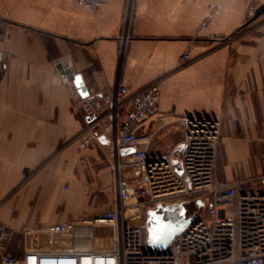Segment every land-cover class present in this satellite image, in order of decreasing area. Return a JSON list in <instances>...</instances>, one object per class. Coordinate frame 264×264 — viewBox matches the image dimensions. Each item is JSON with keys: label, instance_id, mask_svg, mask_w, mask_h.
Masks as SVG:
<instances>
[{"label": "crops", "instance_id": "0c3cea01", "mask_svg": "<svg viewBox=\"0 0 264 264\" xmlns=\"http://www.w3.org/2000/svg\"><path fill=\"white\" fill-rule=\"evenodd\" d=\"M263 2L109 0L91 12L75 0H0V221L15 234L114 204L112 167L129 157L118 152L115 122L89 123L72 87L58 82L60 59L71 62L90 96L159 82L160 114L171 122L154 136L150 158L181 160L180 119L208 117L222 123L219 178L263 175L264 15L241 31L248 9ZM194 38L191 61L180 66ZM154 124L144 121L141 134ZM84 134H94L90 144ZM121 175L138 188L134 173Z\"/></svg>", "mask_w": 264, "mask_h": 264}, {"label": "built area", "instance_id": "2783aa9c", "mask_svg": "<svg viewBox=\"0 0 264 264\" xmlns=\"http://www.w3.org/2000/svg\"><path fill=\"white\" fill-rule=\"evenodd\" d=\"M108 1L75 0L91 12L100 11ZM216 10L213 6L212 12ZM210 20L211 15L200 31ZM256 26L255 9L249 8L243 27ZM195 44V38L188 41L180 66L191 61ZM55 65L58 82L72 87L71 95L85 116L105 110L104 117L115 122L118 152L127 148L135 152L127 161L117 158L113 164L116 197L110 209L77 221L24 230L21 256L11 251L14 231L0 221V264H264V174L234 182L219 178L220 120L180 119L184 128L181 160L176 161L172 153L150 158L154 136L171 122L160 114L159 82L136 92L120 85L113 93L81 98L73 88L77 73L71 62L60 59ZM150 118H155L154 130L142 135L141 126ZM83 136L84 144L94 138V134ZM125 170L134 173L137 189L121 175ZM186 199L201 208L198 218L165 247L146 245L144 210Z\"/></svg>", "mask_w": 264, "mask_h": 264}, {"label": "rangeland", "instance_id": "374dc122", "mask_svg": "<svg viewBox=\"0 0 264 264\" xmlns=\"http://www.w3.org/2000/svg\"><path fill=\"white\" fill-rule=\"evenodd\" d=\"M111 207L112 205L105 210H108ZM200 210L201 208H198V206L194 202H192L191 200H187V199L181 200V201L164 202V203H160L157 205L147 207L144 210V217L142 218L147 226L146 237H145L146 245H148L152 249H161L165 247L166 245L164 243L160 244V243L155 242L156 239L152 237L151 231L148 226L150 211L153 212L154 218L159 225L166 226L167 228H171V227H176L178 225H183L185 223L189 224L190 221H195L199 216ZM43 226H46V225L41 224L36 227H43ZM184 230L185 229H182L180 234L173 236L171 240H176L180 238ZM10 247H11L12 253L16 250V248H19V249L23 248L22 230L15 233L14 237L11 240Z\"/></svg>", "mask_w": 264, "mask_h": 264}, {"label": "water", "instance_id": "95a60500", "mask_svg": "<svg viewBox=\"0 0 264 264\" xmlns=\"http://www.w3.org/2000/svg\"><path fill=\"white\" fill-rule=\"evenodd\" d=\"M264 15V2L257 6L255 9V19L260 18ZM74 86L76 87L78 94L81 98H88L90 97V93L88 89L86 88L83 78L80 74H76L74 79ZM105 115V110H103L100 114L94 115V116H86V120L89 123H94V126L97 125V121L99 120V117H103ZM98 131V128H96ZM135 152L134 148H127L120 150V155L122 156H128ZM198 205L201 206V202H198ZM149 220H148V226L151 231L152 237L156 239L155 242L157 243H164L167 244L173 236L179 235L182 229H185V227L188 225V223H185L183 225H178L176 227L167 228L166 226L159 225L153 215V212H149Z\"/></svg>", "mask_w": 264, "mask_h": 264}, {"label": "trees", "instance_id": "16d2710c", "mask_svg": "<svg viewBox=\"0 0 264 264\" xmlns=\"http://www.w3.org/2000/svg\"><path fill=\"white\" fill-rule=\"evenodd\" d=\"M255 21H257V19H255ZM242 30H244V27H242L241 31H242ZM241 31H240V32H241Z\"/></svg>", "mask_w": 264, "mask_h": 264}]
</instances>
